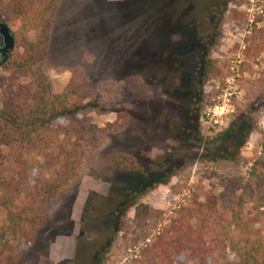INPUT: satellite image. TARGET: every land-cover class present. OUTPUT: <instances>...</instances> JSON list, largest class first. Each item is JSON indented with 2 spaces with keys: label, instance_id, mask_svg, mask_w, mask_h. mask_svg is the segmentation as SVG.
I'll return each instance as SVG.
<instances>
[{
  "label": "rangeland",
  "instance_id": "obj_1",
  "mask_svg": "<svg viewBox=\"0 0 264 264\" xmlns=\"http://www.w3.org/2000/svg\"><path fill=\"white\" fill-rule=\"evenodd\" d=\"M189 1L57 0L41 72L51 93L67 91L75 122L59 116L51 126L75 123V133L63 138L70 137L80 158L60 194L36 200L45 220L25 230L33 242L8 231L0 206V264H98L99 256L120 254L123 230L154 236V218L135 226L136 205L160 212L164 221L187 200H202V192L220 193L226 177L244 181L252 164L264 170V37L249 30L252 22L264 28V0H248L231 15L213 0L205 10H188ZM8 8L0 0L14 43L0 69V106L9 92L24 95L36 70L18 54L21 42L38 33L23 29ZM205 59L219 71L203 82ZM220 106L221 124L212 126L205 112ZM10 146L1 147L2 167L12 173L21 158L33 192L49 174L42 155L48 151ZM113 155L127 157L128 167L113 166ZM172 254L173 264H198L189 252Z\"/></svg>",
  "mask_w": 264,
  "mask_h": 264
},
{
  "label": "trees",
  "instance_id": "obj_2",
  "mask_svg": "<svg viewBox=\"0 0 264 264\" xmlns=\"http://www.w3.org/2000/svg\"><path fill=\"white\" fill-rule=\"evenodd\" d=\"M201 1L203 2L189 1L188 10H205L209 0H205L202 6ZM7 2L8 12L18 18L22 28L36 30L38 33L35 40L21 42L22 52L18 54L27 63V68L32 66L36 69L33 70L35 73L33 72L31 84L22 96L21 92H9L0 106V151L1 147L8 145L18 148L21 143H25L27 148H36L38 153L48 151L42 155H46L48 159L49 174L46 179H40L33 192L26 185L24 162L21 158L15 160L16 168L12 173L5 171L2 167L5 160H0V206L7 222L4 226L8 225L9 232L31 243L32 232L27 235L25 230L30 228L32 231L38 220L40 224L45 220L44 216L37 214L39 207L34 206L36 200L46 203L60 194L76 174L80 152L77 154L75 143L69 142V136L67 139L63 138L69 133H75V123L67 129H59L61 138L57 135L59 130L51 126V121L59 116H68L71 122H75L67 106V91L51 93L46 77L41 72L44 67L49 18L57 0ZM247 2L248 0H213L210 3L217 4L221 14L228 12L231 15L237 12L235 7ZM231 5L232 7H228ZM249 30L264 37V28H255L254 22ZM248 40L250 39L246 35L243 51L247 50ZM261 44L264 45V38ZM262 48L264 50V46ZM218 71L215 61L205 59L201 65V80L205 82L215 78ZM41 136L48 140H40ZM14 155L18 156L20 152H15ZM109 160L121 170L129 165L126 162L129 159L125 156L113 155ZM169 177L170 174H166V178L160 180L161 183L167 182ZM245 204H249L247 213H244ZM10 206L14 207L13 210ZM150 217L155 219L153 227L156 228L151 239L131 235L130 232L127 236L123 230L119 238L122 247L120 254L99 256L98 264L105 261V264H118L121 261L123 264H173L172 253L181 251L189 252L198 264H264V170L257 168L255 164L249 167L244 181L235 176L226 177L220 193L214 194L206 190L202 192V200L197 197L187 200L164 221L161 220L160 212L151 210L146 205L138 204L134 207L136 227L144 225ZM128 249L134 254L126 258L127 254L123 253ZM226 251L231 255L229 258ZM207 259L211 262L206 263Z\"/></svg>",
  "mask_w": 264,
  "mask_h": 264
},
{
  "label": "water",
  "instance_id": "obj_3",
  "mask_svg": "<svg viewBox=\"0 0 264 264\" xmlns=\"http://www.w3.org/2000/svg\"><path fill=\"white\" fill-rule=\"evenodd\" d=\"M0 33L3 35L4 38V47L3 49L11 50L13 48V38L9 33L8 27L4 23H0ZM4 56L0 60V64L4 61Z\"/></svg>",
  "mask_w": 264,
  "mask_h": 264
},
{
  "label": "built area",
  "instance_id": "obj_4",
  "mask_svg": "<svg viewBox=\"0 0 264 264\" xmlns=\"http://www.w3.org/2000/svg\"><path fill=\"white\" fill-rule=\"evenodd\" d=\"M226 92V90L224 91ZM225 95V94H223ZM217 108V106H215ZM209 111H211V115L209 114ZM205 116H209V122L212 126H217L218 124H221L222 120V107H218V112H214L213 110L207 109V112H205Z\"/></svg>",
  "mask_w": 264,
  "mask_h": 264
},
{
  "label": "flooded vegetation",
  "instance_id": "obj_5",
  "mask_svg": "<svg viewBox=\"0 0 264 264\" xmlns=\"http://www.w3.org/2000/svg\"><path fill=\"white\" fill-rule=\"evenodd\" d=\"M0 23H4L5 24V22L3 21V20H1V18H0ZM6 25V24H5ZM7 26V25H6ZM8 27V26H7ZM9 29V28H8ZM9 33H10V35L12 36V34H11V32H10V30H9ZM12 38H13V36H12ZM14 44V43H13ZM3 47H4V38H3V35L0 33V60H1V58H2V55L4 56V61L0 64V69L3 67V65L5 64V62L7 61V59H8V57H9V54H10V52H11V50H6V49H3Z\"/></svg>",
  "mask_w": 264,
  "mask_h": 264
}]
</instances>
